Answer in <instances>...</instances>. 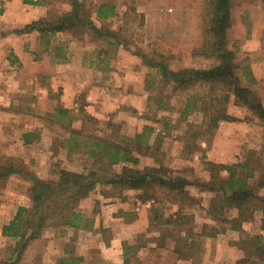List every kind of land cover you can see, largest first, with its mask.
Masks as SVG:
<instances>
[{
  "label": "rangeland",
  "instance_id": "1",
  "mask_svg": "<svg viewBox=\"0 0 264 264\" xmlns=\"http://www.w3.org/2000/svg\"><path fill=\"white\" fill-rule=\"evenodd\" d=\"M79 1L39 0L31 5L0 0V166L9 164L14 169L0 180V264H58L70 256L80 257L76 230L94 225L87 210L110 217L112 202L129 199L131 204L140 198L142 191L131 193L112 183L122 167L96 161L91 151L97 140L132 150L138 163L124 166L142 173L163 166L158 177L189 182L182 194L157 185L149 194L160 206L184 201L192 205L178 218H185V226L195 225V262L206 259L202 254L206 235L216 239L209 260L225 263L224 250L234 244L244 253L234 264L244 260L241 241L264 235L261 214L243 223V233L236 231L234 236L230 221L236 210H221V194L203 185L214 183L210 164L241 175L242 165L249 162L248 172L257 179L258 164L264 161L263 123L225 88L199 83L179 87L174 78L164 76L161 65L178 72L206 70L216 64L204 55L208 0H87L100 33L83 29V36L65 32L42 37L38 31H25L50 15L57 19L70 12L71 4ZM100 5L115 6L121 13L98 18ZM149 12L150 25L146 23ZM226 48L235 54L241 86L264 106V0H232ZM134 93L140 95L131 96ZM222 108L233 121H214L216 110ZM140 135L143 139L137 138ZM216 159L225 163H214ZM62 171L96 174L91 179L93 192L76 205L88 221L86 227L53 225L27 243L3 233L18 208L31 206L34 182L58 181ZM227 177V171H219L217 178ZM180 229L174 226L166 231L190 249L181 242ZM130 257V263L136 264L134 255Z\"/></svg>",
  "mask_w": 264,
  "mask_h": 264
},
{
  "label": "trees",
  "instance_id": "2",
  "mask_svg": "<svg viewBox=\"0 0 264 264\" xmlns=\"http://www.w3.org/2000/svg\"><path fill=\"white\" fill-rule=\"evenodd\" d=\"M23 1L25 4H39V0ZM231 3L232 0H208L210 19L203 47L206 51L205 57L216 61L214 66L206 70L184 69L178 72H169L165 64L161 65L164 69V76L168 79L174 78L179 87L199 83L225 88L240 106L254 113L264 126V106L249 88L241 86L237 76L235 54L226 48L227 31L231 25ZM87 4V0L73 2L70 12L59 15L57 19H52L53 17L50 15V19H42L26 26L25 31H38L42 37H53L65 32L72 33L74 37L77 34L83 36V29L100 33L102 30L95 28L92 21L95 10L93 11L91 5ZM115 10V6L100 5L96 8V16L108 19L115 15ZM246 76L249 78L250 74L247 72ZM213 116L217 123L233 121L223 108L217 109ZM143 137L140 135L137 138L143 139ZM91 154L96 157L97 162L105 161L104 163L108 166H121L120 174L112 183L121 189L142 191L143 194L139 198L142 202L152 199L149 193L156 185L161 188H169L170 191L180 194L184 193L185 187L189 185V182L179 177H158L157 174L163 170V166L159 169L148 168L144 173L124 166L125 164L138 163L132 150L124 144L113 145L97 140L94 142V150L91 151ZM249 166V162L242 165L244 173L242 172L240 175L235 169L210 164L209 172L214 183L211 186L203 185L208 191L221 194V210H237V218L231 220L230 223L232 224L231 230L239 233H243V223L251 221L256 213L262 216V230L264 231V161L258 164L261 172L256 180L253 172H248ZM219 171H227L228 177L220 180L217 178ZM13 172L14 169L9 164L0 166V180L9 177ZM95 175L92 173L88 177L62 171L58 181H35L31 206L18 208L15 219L8 226H4L2 232L27 243L38 239L44 229L50 226L54 227L53 225L74 229L86 227L88 221L78 212L76 205L93 192L95 183L91 179ZM215 179H219V181L215 182ZM240 245L245 252V259L237 264H261L264 262V235L246 236ZM255 257L257 260L253 262L251 259ZM81 261L80 257L70 256L60 260L58 264H80Z\"/></svg>",
  "mask_w": 264,
  "mask_h": 264
},
{
  "label": "crops",
  "instance_id": "3",
  "mask_svg": "<svg viewBox=\"0 0 264 264\" xmlns=\"http://www.w3.org/2000/svg\"><path fill=\"white\" fill-rule=\"evenodd\" d=\"M115 13L116 17L121 12L116 9ZM150 18L151 13L149 12L146 15L148 25L152 23ZM237 21H235V25H237ZM254 78H256V75ZM91 92L95 93V90ZM134 95H140V93H134L131 96L134 97ZM213 162L225 163L219 159ZM204 182L208 183L209 179L204 180ZM130 192L134 193V191ZM127 200L112 202L110 217L94 216L91 210L85 212L87 217L93 218L94 225L89 230H76L78 236V239L75 240L76 250L82 259V264H129L128 259L132 255H134L136 264H200L193 260L196 256L193 252V242L197 239L196 234H194L196 233L194 232L195 225L185 226V223H183L185 218H178L179 215L187 214V209L192 208L190 203L184 201V204H169L167 207L170 208H167L160 206L153 199L141 202L140 199L135 197L131 204L130 200ZM230 210L235 211L236 209ZM163 212L167 213L163 214ZM147 215H151V217L148 218ZM237 215L236 210L233 219L237 218ZM191 222H193V219H191ZM174 226L181 227L179 238L181 242L189 245L190 249L184 248L183 245L180 246L174 240L173 234H167L166 230L174 228ZM186 227L188 230H186ZM244 229L243 227L242 230ZM231 232L235 236L236 231L232 230ZM223 234L229 235V233ZM231 236L233 237V235ZM215 240L214 237L207 235L204 237L205 245L202 246V254L206 256V259L201 264H234V260L243 258V251L234 244V246L231 245V247L224 250L225 254L222 260L225 263H219V261L215 263L213 260H209L210 252L213 255L212 251L215 249ZM234 241H236V238H234ZM217 242L220 243V240Z\"/></svg>",
  "mask_w": 264,
  "mask_h": 264
}]
</instances>
